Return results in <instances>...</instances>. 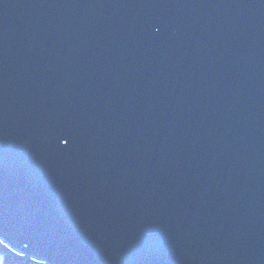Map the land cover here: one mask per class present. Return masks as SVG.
<instances>
[{
  "label": "water",
  "instance_id": "water-1",
  "mask_svg": "<svg viewBox=\"0 0 264 264\" xmlns=\"http://www.w3.org/2000/svg\"><path fill=\"white\" fill-rule=\"evenodd\" d=\"M0 241L264 264V0H0Z\"/></svg>",
  "mask_w": 264,
  "mask_h": 264
},
{
  "label": "trees",
  "instance_id": "trees-1",
  "mask_svg": "<svg viewBox=\"0 0 264 264\" xmlns=\"http://www.w3.org/2000/svg\"><path fill=\"white\" fill-rule=\"evenodd\" d=\"M0 264H46L37 261L28 255H21L14 252L0 242Z\"/></svg>",
  "mask_w": 264,
  "mask_h": 264
},
{
  "label": "bare ground",
  "instance_id": "bare-ground-1",
  "mask_svg": "<svg viewBox=\"0 0 264 264\" xmlns=\"http://www.w3.org/2000/svg\"><path fill=\"white\" fill-rule=\"evenodd\" d=\"M1 242V241H0ZM2 244H4L3 242H1ZM5 246H7L6 244H4ZM8 247V246H7ZM9 248V247H8ZM11 249V248H10ZM11 250H13V249H11ZM14 251V250H13ZM15 252V251H14ZM17 253V252H16ZM20 254V253H19ZM21 255H24V254H21ZM37 261H39V260H37ZM41 262V261H40Z\"/></svg>",
  "mask_w": 264,
  "mask_h": 264
}]
</instances>
